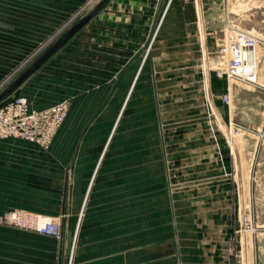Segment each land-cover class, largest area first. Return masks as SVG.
I'll return each instance as SVG.
<instances>
[{"label": "crops", "instance_id": "1", "mask_svg": "<svg viewBox=\"0 0 264 264\" xmlns=\"http://www.w3.org/2000/svg\"><path fill=\"white\" fill-rule=\"evenodd\" d=\"M0 2L1 25L27 43L91 16L12 87L31 108L64 104L66 115L47 150L0 140V216L59 218L61 235L0 224V264H232L239 248L245 264H264V149L227 147L216 129H172L185 105L231 120L221 104L230 85L201 66L203 47L218 45L215 33L201 37L195 0L169 14L168 0ZM248 212L258 232L239 238Z\"/></svg>", "mask_w": 264, "mask_h": 264}, {"label": "rangeland", "instance_id": "2", "mask_svg": "<svg viewBox=\"0 0 264 264\" xmlns=\"http://www.w3.org/2000/svg\"><path fill=\"white\" fill-rule=\"evenodd\" d=\"M175 1L168 0L169 9L166 13L169 14L172 11L171 8ZM195 2L201 37H205L206 32L215 33V37L208 41L210 46H220L225 37L232 34V29L249 32L264 41V0H195ZM81 16L75 21L76 23ZM1 23L3 24V21H0V102H3L0 105L19 96L13 92L12 88L16 80L66 32V28H64L58 34L61 27L54 36H50L42 43H27L24 41L25 37L20 28L15 27L16 25L12 27L1 25ZM160 25L157 24L155 28H158L157 32H159ZM158 34L156 35L158 36ZM156 35L150 46L152 49L156 47L158 38ZM216 48L217 53L208 54L203 47L201 66L204 70L222 68L218 47ZM262 48L263 46L260 45L257 50V75L254 82L245 84L237 80H230V103L228 106L231 113L230 121L220 116L214 108L212 111L205 105L199 108L185 105L183 108H177L179 110L173 123L175 126L172 129H176L179 133H184L195 127H198L200 131L216 129L227 147L264 149V51L261 50ZM200 98L204 99L205 103L211 101L210 95L207 96L202 87ZM221 104L225 105L222 101ZM180 109L182 110L180 111ZM192 115L197 116L193 120L194 122L191 121ZM209 116L214 128L207 123ZM198 117L200 123L196 121ZM215 117L217 121H215ZM54 220L60 223L59 218H54Z\"/></svg>", "mask_w": 264, "mask_h": 264}, {"label": "built area", "instance_id": "3", "mask_svg": "<svg viewBox=\"0 0 264 264\" xmlns=\"http://www.w3.org/2000/svg\"><path fill=\"white\" fill-rule=\"evenodd\" d=\"M78 17V15L73 16L58 34L64 28L66 31L70 29ZM260 45L263 46L261 50L264 51V41L249 32L232 29V34L225 37L224 42L218 46L222 68L214 70L215 76L226 80L228 85L230 80L245 84L253 83L257 75L256 56ZM147 54L148 50L145 57ZM221 101L229 106L230 88L221 96ZM65 115L64 104L39 111L31 108L26 98L16 96L0 105V140L19 139L47 150L63 124ZM0 224L57 239L61 235V225L54 219L21 210L5 212L0 216ZM257 232L258 228L253 223L252 214L245 213L239 221L236 235L242 238L247 234L255 235ZM233 257L232 264H245L242 248L234 251Z\"/></svg>", "mask_w": 264, "mask_h": 264}, {"label": "water", "instance_id": "4", "mask_svg": "<svg viewBox=\"0 0 264 264\" xmlns=\"http://www.w3.org/2000/svg\"><path fill=\"white\" fill-rule=\"evenodd\" d=\"M91 16H85L68 29L48 50H46L19 78L18 84L37 71L52 55L60 50L72 37H74L89 21ZM156 24L153 27L152 35ZM149 48V44L147 45Z\"/></svg>", "mask_w": 264, "mask_h": 264}, {"label": "bare ground", "instance_id": "5", "mask_svg": "<svg viewBox=\"0 0 264 264\" xmlns=\"http://www.w3.org/2000/svg\"><path fill=\"white\" fill-rule=\"evenodd\" d=\"M148 51H149V48H148Z\"/></svg>", "mask_w": 264, "mask_h": 264}]
</instances>
